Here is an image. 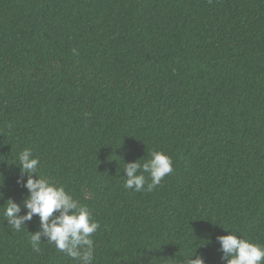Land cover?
I'll return each mask as SVG.
<instances>
[{"label": "trees", "instance_id": "obj_1", "mask_svg": "<svg viewBox=\"0 0 264 264\" xmlns=\"http://www.w3.org/2000/svg\"><path fill=\"white\" fill-rule=\"evenodd\" d=\"M26 148L99 224L92 264L264 247V0H0V264H80L43 235L33 250L39 216L3 215L27 214ZM153 152L173 172L125 190Z\"/></svg>", "mask_w": 264, "mask_h": 264}, {"label": "clouds", "instance_id": "obj_2", "mask_svg": "<svg viewBox=\"0 0 264 264\" xmlns=\"http://www.w3.org/2000/svg\"><path fill=\"white\" fill-rule=\"evenodd\" d=\"M18 162L22 176L28 175L23 186L27 188L30 196L24 203L27 214L22 217L18 215L21 211L20 206L12 200L7 201L3 215L8 224L20 231L25 221H31L33 216L37 215L40 218L42 231L29 233L34 251L40 250L39 245L43 235L48 243H54L56 248L68 257L79 260L80 264H92L94 245L91 236L97 231L99 224L92 219L88 208L81 206L64 187H58L38 175L40 160L33 157L30 149L26 148L18 154ZM143 172L148 173L151 179V183H147V188H145L146 178ZM172 172L171 157L163 152H153L151 160L143 165L139 160L124 164L126 177L124 188L134 189L137 192L151 191ZM34 174L39 178L34 179ZM0 197L3 198L2 194ZM217 240L220 245L219 250L223 253L221 259L226 261V264H264V247L261 245L238 238L234 234L217 237ZM187 264H205V260L195 252L187 260Z\"/></svg>", "mask_w": 264, "mask_h": 264}]
</instances>
